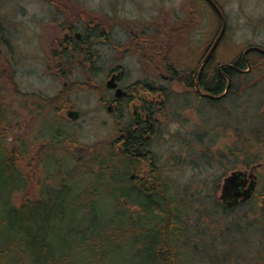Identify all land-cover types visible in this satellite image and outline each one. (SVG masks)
Wrapping results in <instances>:
<instances>
[{
	"label": "rangeland",
	"instance_id": "1",
	"mask_svg": "<svg viewBox=\"0 0 264 264\" xmlns=\"http://www.w3.org/2000/svg\"><path fill=\"white\" fill-rule=\"evenodd\" d=\"M197 1L0 0V21L8 29L9 40L14 47L12 54L5 52L7 59H4L2 66L10 69L7 75L13 73L10 72L12 67L16 68L12 83L18 82V88L26 94V98L19 96L15 101L4 100L11 116L7 120L12 126L8 141H17L15 139L18 138L27 141L30 152L21 157V164L31 180L29 192L33 195L39 182H47L39 176V160L45 151L54 148L51 143L54 137L52 130L70 133L66 134L65 148H55L58 156L69 154L72 157V164L70 160L67 161L68 169H72L73 165L84 170L91 158L94 163L102 156L106 158L112 150L111 146L121 136L119 123L116 122L119 112L111 102L113 91L107 87L111 77L117 73H111L112 69H124L120 86L129 88L130 94L134 93L137 98H144L143 101L137 99L135 103L138 105L145 101H162V98L138 89L137 84L158 89L162 86L167 94L164 100L168 101L162 116L168 113L169 117L171 114V119L177 118L178 122H174L169 134L158 137L152 143L151 151L164 170L163 177L176 184V192L181 196L178 206L185 214L183 220L193 227L198 225L199 230H203L202 234L204 231L210 232L206 229L209 226L213 240L217 239L211 246L204 243L210 238L201 239L203 236L200 233L199 236L197 233L191 236L194 242L199 241L201 245L196 253H193L192 240L188 247L182 239L178 241L176 250L182 255V264H264V225L261 220L254 219L264 209L259 204L261 200L253 198L252 203H243L231 213L223 215L215 204L217 198L221 200L222 182L226 176L221 180L219 190L215 191V187L216 180L227 170V166H198L204 151L195 141L194 133H200L205 118L211 123L212 117L216 125V112L210 111L207 103L198 99L200 96L195 94L194 88L188 89L190 94L188 92L186 95L185 86L167 82L170 75L166 67L172 65L182 71V77L192 75L195 83L203 56L208 54L221 31L217 18L207 13V9L204 19L195 17L197 14L200 17L204 11L196 5ZM218 1L226 15L227 32L225 30L224 41L216 49L215 62L220 65L232 64L247 48L254 45L264 48V0ZM191 13L195 14L192 16ZM75 23L79 24L75 33L84 32V38L90 37V33L94 34L93 28H89L93 33L86 28L93 24L104 30L110 39L95 41L94 63L83 61L84 68H81L70 62L82 59H69L61 62H67L65 71L61 73L55 68L54 52H60L58 42L64 40L66 34L69 35L67 28ZM258 55L250 51L244 69L247 71L245 73L251 75L246 82L256 84V88L250 92V98L232 103L229 110L234 114V121L245 129L251 122L264 123V55ZM12 59L13 64L10 63ZM70 68L76 70L72 73L69 72ZM235 81L239 86L244 85L241 77ZM1 83L6 85L4 80H0ZM38 96L40 99L43 96L53 97L54 105L38 100L34 106ZM184 99L189 100L191 107L184 108ZM37 107L43 108L40 116ZM128 111L130 114L134 112L132 104ZM68 112H78L79 117L74 120L68 116ZM233 140L230 137V142L227 139L223 144L231 145ZM121 146L122 143L117 145V151ZM255 172L258 177L256 191H264V171L257 168ZM230 173L231 170L228 175ZM82 180L77 184L83 186L86 178ZM107 192L103 190L97 199L103 209L112 201ZM15 201L21 202L20 197L17 196ZM131 210L137 214L139 212L137 208ZM244 215L248 216L247 222ZM103 216L106 222L110 220L109 215ZM246 223H249L248 227ZM243 229L245 232L242 234ZM134 252L118 254L117 257L114 255L111 259L114 264H126Z\"/></svg>",
	"mask_w": 264,
	"mask_h": 264
},
{
	"label": "trees",
	"instance_id": "2",
	"mask_svg": "<svg viewBox=\"0 0 264 264\" xmlns=\"http://www.w3.org/2000/svg\"><path fill=\"white\" fill-rule=\"evenodd\" d=\"M198 1L196 5L204 11L200 17L198 14L195 17L204 19L207 9V13L217 18L222 27V19L211 4L206 0ZM214 1L224 14L219 1ZM224 16L226 18L225 14ZM78 25L77 23L69 25L68 40L59 41L61 50L54 52L55 68L61 73L65 71L64 65L67 63L61 62L69 59H82L70 62L73 66L81 68H84L83 61L94 63L95 41L110 39L104 30L93 24L86 28L87 30L93 28L94 34L90 33V37L85 36L82 40L76 39L73 33L79 29ZM93 30L89 29V32L93 33ZM226 32L218 47L224 41ZM9 36L8 29L0 21V80H4L6 84H0V264H114L111 257L132 251H135V254L132 253L126 264H182V255L180 256V252L176 250L178 241L185 237L189 238L194 230H198L197 233L203 230H199L198 225L194 228L193 225L185 224L184 211L178 206L181 196L176 192V184L163 177L164 170L158 165L156 156L151 151L152 143L158 137L169 134L174 122H178L177 118L171 119V114L170 118L168 113L162 116L168 101L150 102L153 126L149 128L148 125L139 126L134 130L127 116L128 110L123 109L122 119L127 120L125 124L127 126L117 124L119 131L122 132L121 136L111 146L112 150L106 158H103L104 156L102 159L96 158V163L91 158L84 170L73 165L72 169L66 168L68 160L72 164V157L70 158L69 154L58 156L59 152L55 148L64 149V143L68 138L66 134L70 133L52 130L54 137L51 143L54 148L44 150L46 154L43 153L39 160L41 166L39 176L47 182H39L35 193L31 195L29 192L31 180L21 164L23 161L21 157L30 152L26 145L27 141L19 138L15 139L17 141H8L12 126L7 120L11 116L8 115V107L4 100L15 101L19 96L26 98V94L18 88V82L12 83L16 68L12 67L10 72L13 73L7 75L10 69L2 66L7 56L5 52L11 54L14 52ZM215 53L216 51L204 67L200 81L201 89L208 91L209 94L221 96L227 89L228 77L232 83L221 98H198L207 103L210 111L216 112V125L212 117L211 123L205 118L204 127H200L202 130L200 129V133L195 132L194 136L204 151L198 166L204 168L213 167V164L220 168L227 166V170L216 180L217 191L221 180L230 170L256 171L257 168H261L264 171V123L251 122L245 129L234 121L232 110L229 112L232 108L230 105L246 97L250 98V92L256 88V84L246 82L247 77L251 76L249 73L238 72L233 68H223L222 71L226 75H222L218 70L220 64L215 62ZM258 56L261 57V54ZM13 61L12 59L10 63L13 64ZM238 61H234L235 65L245 69L244 61L241 60L240 63ZM69 70L73 73L76 69ZM166 70L170 75L167 82L185 86L186 91L193 89L192 75L182 77V71L172 65L166 67ZM238 77L242 78L244 85H237L235 80ZM10 81L11 84H8ZM137 86L142 91L158 94L160 97L167 96L162 86L160 89L154 86L145 87L143 83ZM38 100L54 105L53 97L43 96L40 99L38 96L34 106ZM126 101L129 104L132 98ZM184 102V108L191 107L189 100L184 99ZM36 110L40 116L43 108L37 107ZM161 116L164 118L160 119ZM119 117L118 115L116 119ZM116 122L118 123V120ZM230 137L234 138L231 145H224L225 140L229 139L230 142ZM120 143L122 146L120 151H117L116 147ZM15 144L18 145L17 148ZM137 149H141L143 155H137ZM75 169L80 172L77 173ZM133 173H136L135 176ZM83 177L86 178L85 184L78 185L77 182H83ZM103 190L108 191L112 197L109 206L104 209L97 202ZM17 196L21 202L15 201ZM253 197L260 199L259 204H262L264 191L256 192ZM252 202L251 199L250 203ZM215 205L222 210L223 215L235 210L222 204L218 198ZM132 208H137L138 214L132 211ZM261 212L260 214H264V209H261ZM105 214L109 215L108 222L103 216Z\"/></svg>",
	"mask_w": 264,
	"mask_h": 264
},
{
	"label": "water",
	"instance_id": "3",
	"mask_svg": "<svg viewBox=\"0 0 264 264\" xmlns=\"http://www.w3.org/2000/svg\"><path fill=\"white\" fill-rule=\"evenodd\" d=\"M209 4H211L212 8L216 11V13L218 14V16L222 19V28L221 31L217 37V39L215 40V42L213 43L212 47L210 48L208 54L206 55V57L204 58L202 65L200 67L197 79L194 83V86L197 90V92L200 95H205L209 98H213V99H217V98H221L223 97L228 89L231 86V79H228V85H227V89L225 91V93L221 96H216L213 94H204L201 90L200 87V79L202 76V72L204 70L203 67H205V65L208 63L209 59L211 58L212 54L216 51L218 44L220 42V40L222 39V36L225 33L226 30V18L223 14V12L221 11L220 7L216 4V2L214 0H206ZM250 51H256L259 52L260 54H264V48L262 47H258V46H251L249 47L245 52L244 55L249 53ZM248 63V62H247ZM233 68L237 71H241V72H247L246 70H242L237 66H234L233 64H222L220 66L221 68ZM121 76V73H116L114 74L110 81L107 83V87L108 88H117V82L116 80H118ZM117 94H120V92H122L121 88H117ZM68 116L71 117L72 119L76 120L79 117V113L78 112H68ZM138 155L141 156L142 155V150L139 149L138 150ZM249 179H251V182L249 181ZM250 182L249 187L246 189H243L244 186H246V184ZM222 188H221V195L220 198L222 200V204H224L225 206L231 208L233 206H236L239 202L240 199L242 198V201H246L248 200L252 194L253 191L255 190L256 187V177L254 175V173H247L246 171H242V170H234L231 171V173L226 176L222 182Z\"/></svg>",
	"mask_w": 264,
	"mask_h": 264
},
{
	"label": "flooded vegetation",
	"instance_id": "4",
	"mask_svg": "<svg viewBox=\"0 0 264 264\" xmlns=\"http://www.w3.org/2000/svg\"><path fill=\"white\" fill-rule=\"evenodd\" d=\"M83 33V34H82ZM82 33H80V32H78V33H75L74 34V37L76 38V39H79V40H82V38H83V36H84V32H82ZM69 35L68 34H66L65 35V39H67L68 40V37ZM248 49V48H247ZM246 51V50H245ZM248 55V53L247 54H245L244 55V53H243V55L239 58V61H238V63H240V61L241 60H243L244 61V63L245 64H247V59H246V56ZM234 66H236L235 65V63L233 62L232 63ZM221 66V65H220ZM220 66H219V72L222 74V75H226L224 72H222V69L223 68H221V71H220ZM226 68H229V67H226ZM241 69V68H240ZM242 70H244V69H242ZM112 72H117V73H121V76H120V78L118 79V80H116L117 81V88H121L122 89V92H120V94H117V88H110L109 90H111V91H113V97H112V99H111V102H112V104L114 105V106H118L119 104L121 105V106H118L119 108V118H117V120H118V123L122 126V125H125V124H127V120H124V119H122L123 117H122V114L124 113V110L123 109H127V110H129V105H131L132 104V106H133V113L132 114H130V112L129 111H127V116L129 117V119H130V121H131V124L133 125V127H134V130H137L138 128H139V126H147L148 125V128L149 127H152L153 126V122H152V117H151V113H150V110H149V108H150V102L149 103H147L146 101L144 102V103H141L140 105H138V104H136L135 102L136 101H138V100H140V101H143V97H141V98H137L136 96H135V94L133 93V94H130V91L128 90L129 88H125V89H123V87H121L120 86V82H122V80L124 79V76H123V74L125 73V71H124V69H122V67H117V68H114V69H112L111 70V73ZM238 72H241V71H238ZM110 73V74H111ZM245 73V72H244ZM194 78V77H193ZM193 82H194V79H193ZM194 86V85H193ZM135 88V87H134ZM194 89H195V94L196 95H198V96H200V97H204L203 95H200L198 92H197V90H196V88H195V86L193 87ZM202 90L204 91V92H208V91H205L203 88H202ZM186 93V92H185ZM189 94H190V92H189ZM132 98V101H130V103L128 104L127 103V101H126V99H129V98ZM162 98V102L164 101V96L163 97H161ZM138 99V100H137ZM146 99V98H145ZM151 102H154V100H152ZM126 106H128V108L126 107ZM112 107H110V109H111ZM116 108V107H115ZM125 126H127V125H125ZM138 150L139 149H137V155H138ZM142 155H143V151H142ZM241 170H244V171H246V172H249V173H254V175H255V177H256V187H255V190L253 191V194H252V196L248 199V200H246V201H242V198L240 199V202L236 205V206H233V207H231V209H236V208H239L243 203H250V201H251V199H253L254 197V195H255V193L257 192L256 191V188H257V183H258V181H257V175L255 174L256 172L255 171H253V169L252 170H246V169H241ZM133 177V176H132ZM249 181L251 182V179H249ZM250 182H248L247 184H246V186H244L243 187V189H246V188H248L249 187V184H250ZM261 206H263L264 207V199L262 200V204H261ZM229 208V207H228ZM243 218L245 219V221L247 222L248 220L246 219V218H248V216H246V215H244L243 216ZM255 220H261V222H262V224L264 225V214H259L257 217H255L254 218ZM185 222V221H184ZM185 224H187V222H185ZM246 224H248L247 225V227L249 226V223H246ZM189 225V224H188ZM241 225V224H240ZM190 226V225H189ZM243 227H245V225L243 226ZM264 227V226H263ZM194 228H197L196 226H194ZM206 229H208L210 232H208V231H204V233L202 234L201 232H199L200 233V235H202L203 237L201 238V239H209L210 238V240L209 241H203L204 243H210V245L212 246L215 242H216V240L217 239H215V240H213V236H211L212 235V232H211V230H210V227L208 226ZM197 231L198 230H195L193 233H192V235L191 236H193V235H195L196 233H197ZM243 232H245V229H243V230H241V233L243 234ZM199 233H197V235L199 236ZM261 233H262V231H261ZM190 236V237H191ZM184 238L183 239V242H184V245L186 244V246L188 247V246H190L189 244L190 243H192L191 242V240L194 242V240L192 239V238ZM197 238H199V237H197ZM202 242V243H203ZM193 248H194V250L197 252V251H199L200 249H201V245H200V243H199V241H196V242H194V246H193Z\"/></svg>",
	"mask_w": 264,
	"mask_h": 264
},
{
	"label": "bare ground",
	"instance_id": "5",
	"mask_svg": "<svg viewBox=\"0 0 264 264\" xmlns=\"http://www.w3.org/2000/svg\"><path fill=\"white\" fill-rule=\"evenodd\" d=\"M221 70V69H220ZM223 72V71H222ZM225 73V72H224ZM226 74V73H225ZM228 79H230V77H228ZM220 96V95H219ZM184 243V242H183Z\"/></svg>",
	"mask_w": 264,
	"mask_h": 264
}]
</instances>
